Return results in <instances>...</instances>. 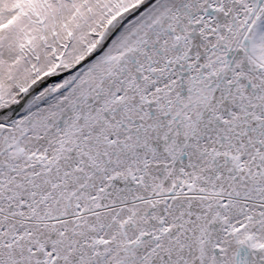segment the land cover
I'll use <instances>...</instances> for the list:
<instances>
[{"label": "snow or ice", "instance_id": "1", "mask_svg": "<svg viewBox=\"0 0 264 264\" xmlns=\"http://www.w3.org/2000/svg\"><path fill=\"white\" fill-rule=\"evenodd\" d=\"M0 264H264V0H0Z\"/></svg>", "mask_w": 264, "mask_h": 264}]
</instances>
